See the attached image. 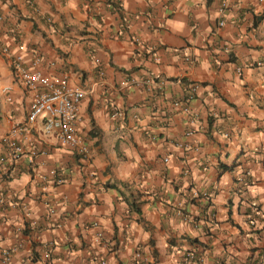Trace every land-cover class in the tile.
Segmentation results:
<instances>
[{"label": "crops", "instance_id": "crops-1", "mask_svg": "<svg viewBox=\"0 0 264 264\" xmlns=\"http://www.w3.org/2000/svg\"><path fill=\"white\" fill-rule=\"evenodd\" d=\"M0 15V46L86 88L88 148L36 123V154L0 179V264H264V0H0ZM30 102L0 50V134Z\"/></svg>", "mask_w": 264, "mask_h": 264}, {"label": "built area", "instance_id": "built-area-1", "mask_svg": "<svg viewBox=\"0 0 264 264\" xmlns=\"http://www.w3.org/2000/svg\"><path fill=\"white\" fill-rule=\"evenodd\" d=\"M0 15V19H1ZM2 54L9 59L10 67L16 77V80L22 87L31 94L26 118L23 122L15 124L6 133L0 134V179L6 174L9 168L24 154L33 156L36 154L34 142L30 139L35 132L37 122H41L43 131H53L59 143L69 146L73 152L81 158H87L88 148L80 136L78 122V108L81 98L86 92V88L73 86L69 84L67 75L63 72L61 75L44 74L41 69L43 58L38 53H33L29 63L25 60L26 46L18 43V51L12 52L9 45L0 46ZM186 60L193 61L186 56ZM261 65L262 62H256ZM240 68H237V72ZM102 72L100 71V74ZM162 79L152 74L145 77L141 84L146 92H154L162 88ZM194 87L191 88L189 95L174 102L181 106L182 110L188 111V102L193 98ZM114 114H117L114 111ZM179 146L187 147L186 143L178 142ZM167 161V158H165ZM54 182H64L65 179L57 176L54 172ZM7 202L2 193H0V211ZM49 212H53L52 207H48ZM100 234H97V238ZM48 257V254H45ZM4 259L8 260L9 251L3 252ZM198 260L193 251H186L182 254L183 264H190ZM142 256L139 250L133 254L132 264H141ZM99 264H107L105 260H99Z\"/></svg>", "mask_w": 264, "mask_h": 264}]
</instances>
